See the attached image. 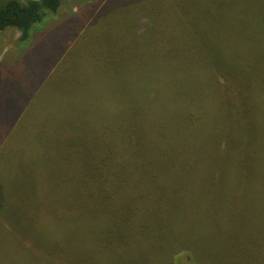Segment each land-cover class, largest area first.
I'll return each mask as SVG.
<instances>
[{"label": "trees", "instance_id": "trees-1", "mask_svg": "<svg viewBox=\"0 0 264 264\" xmlns=\"http://www.w3.org/2000/svg\"><path fill=\"white\" fill-rule=\"evenodd\" d=\"M56 63L0 98V264H264V0H106Z\"/></svg>", "mask_w": 264, "mask_h": 264}, {"label": "rangeland", "instance_id": "rangeland-1", "mask_svg": "<svg viewBox=\"0 0 264 264\" xmlns=\"http://www.w3.org/2000/svg\"><path fill=\"white\" fill-rule=\"evenodd\" d=\"M106 0H62V5L57 12L49 15L44 25L36 29V33L32 39L31 44L28 47L21 48L18 42V37L20 32L15 28H7L6 30L0 32V98L2 101L4 111H7L5 108L8 103H11L13 108H16V105L21 101V96L29 95L31 89L29 86L30 76L37 75L35 84L37 81L43 78L41 87L49 92V87L55 84L52 79H50V71L53 67L56 66V62L63 58V56L70 49L74 43L76 37L81 33L84 27L87 24L91 23L92 19L95 18L96 14L102 8ZM145 19H141L142 25L144 24ZM68 23L77 25V30L75 35L70 41H64L63 44L57 45V48L62 50L65 47V52L57 54L54 53V44L50 37H53L54 34H57L58 27H65ZM74 31L70 29L72 34ZM64 37L61 35V38ZM70 38V36H69ZM96 55L102 54L98 47H95ZM81 50H78V53L81 54ZM90 53H93V50L90 49ZM56 57V58H55ZM55 61V65L51 67L49 73L47 69L49 68L50 62ZM75 73L73 76L75 78L79 75V67L74 68ZM3 84L4 89L1 88ZM49 94V93H47ZM36 95V93H34ZM49 96V95H48ZM63 104L77 103V97L71 100L66 92H62L61 95ZM12 113V111H10ZM13 115V113H12ZM3 120V119H2ZM0 120V122L2 121ZM5 125L1 127V131H5ZM26 261L25 256L20 255L17 259L14 260V264H23Z\"/></svg>", "mask_w": 264, "mask_h": 264}]
</instances>
